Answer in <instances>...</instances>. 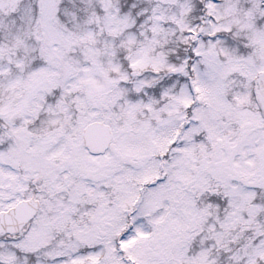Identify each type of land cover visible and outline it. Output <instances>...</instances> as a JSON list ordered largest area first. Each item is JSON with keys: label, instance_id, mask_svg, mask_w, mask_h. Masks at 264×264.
Masks as SVG:
<instances>
[{"label": "snow or ice", "instance_id": "obj_1", "mask_svg": "<svg viewBox=\"0 0 264 264\" xmlns=\"http://www.w3.org/2000/svg\"><path fill=\"white\" fill-rule=\"evenodd\" d=\"M0 264H264V0H0Z\"/></svg>", "mask_w": 264, "mask_h": 264}]
</instances>
